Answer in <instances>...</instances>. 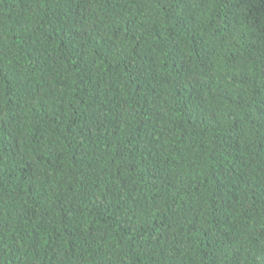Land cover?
<instances>
[{"label":"trees","instance_id":"1","mask_svg":"<svg viewBox=\"0 0 264 264\" xmlns=\"http://www.w3.org/2000/svg\"><path fill=\"white\" fill-rule=\"evenodd\" d=\"M0 264H264V0H0Z\"/></svg>","mask_w":264,"mask_h":264}]
</instances>
